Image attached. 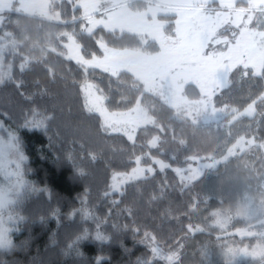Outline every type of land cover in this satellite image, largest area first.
<instances>
[{
    "label": "trees",
    "instance_id": "16d2710c",
    "mask_svg": "<svg viewBox=\"0 0 264 264\" xmlns=\"http://www.w3.org/2000/svg\"><path fill=\"white\" fill-rule=\"evenodd\" d=\"M49 1L59 21L0 14V39L5 38L8 64L22 83L19 90L7 79L0 83V120L18 136L28 159L26 187L13 206L22 219L12 246L0 249V264H164L141 242L145 232L165 252L178 251L179 264H264L261 259L234 263L225 249L232 243L264 242V210L257 207L264 203V71L234 70L214 98L227 114L196 123L143 90L134 74L112 75L66 56L68 37L79 42L85 59L101 54L100 44L155 54L160 49L156 41L101 27L85 32L82 8L74 7L77 0ZM136 5L144 3H130ZM173 25L168 28L172 35ZM88 81H94L109 110H131L140 101L153 123L141 127L134 140L108 132L100 115L85 108L81 88ZM252 102L254 116L233 119ZM31 109L36 112L30 118L52 117L48 129L23 125ZM155 137L158 145L152 148ZM241 137L259 144L257 150L250 145L189 187L171 169L155 168V174L125 186L122 195L111 192L114 174L130 171L136 156L143 165L158 157L174 167L191 155H225ZM193 197L199 200L195 211L189 207ZM189 224L203 231L189 233ZM247 227L259 235L241 239L231 234ZM177 241H183L180 249Z\"/></svg>",
    "mask_w": 264,
    "mask_h": 264
},
{
    "label": "rangeland",
    "instance_id": "374dc122",
    "mask_svg": "<svg viewBox=\"0 0 264 264\" xmlns=\"http://www.w3.org/2000/svg\"><path fill=\"white\" fill-rule=\"evenodd\" d=\"M133 1H140L144 5L132 7L130 3ZM74 7L82 8L85 32L91 33L101 27L111 32L136 34L156 41L160 49L155 54L147 55L137 49H119L100 44L102 53L85 59L79 42L68 37V58L86 68L100 69L112 75L123 71L134 74L143 90L159 96L177 109L181 116L193 122H215L227 114L224 106L217 107L214 104V98L230 83L234 70L254 69L257 74L264 71V0H77ZM5 12L49 21H59L61 18L49 0H0V14ZM171 16L174 17L172 21L163 18ZM171 23L174 24L173 35L168 33ZM4 40L0 39V55L7 66L9 49ZM83 87L88 89L104 127L105 124L110 125L105 127L108 132L123 134L134 140L141 127L154 121L140 101L131 110L115 112L105 106L94 81L85 82ZM255 114L256 105L252 102L244 110L235 113L233 119ZM0 125V147L4 150V156L0 159V203L3 204L0 207V222L7 230L4 241L0 242V249H9L13 234L19 230V220L22 219L20 212H16L13 206L26 187L24 169L28 159L18 136L6 127L3 120H0ZM152 142H155V147ZM157 145L158 138L155 137L150 146L156 148ZM250 145L257 150L259 144L250 138L241 137L225 155L216 158L205 155L189 157L198 158V168L200 164L218 162L213 168L202 167L200 179ZM261 146L264 150V145ZM189 157L174 167H188ZM149 166L159 170L156 165L141 164V167ZM131 170L118 173H130ZM150 175L148 173L146 177ZM135 181L122 183L121 191ZM113 182L112 177L110 186ZM111 192H114L112 188ZM257 207H260V202ZM84 214L86 219L90 218L86 211ZM222 225L226 224L223 222ZM231 234H238L241 239L259 235L253 227L240 228ZM225 249L231 256L236 253L232 257L234 263L245 259L259 260L260 257L240 254V249L249 252L264 250V242L232 243Z\"/></svg>",
    "mask_w": 264,
    "mask_h": 264
},
{
    "label": "snow or ice",
    "instance_id": "6c2138e0",
    "mask_svg": "<svg viewBox=\"0 0 264 264\" xmlns=\"http://www.w3.org/2000/svg\"><path fill=\"white\" fill-rule=\"evenodd\" d=\"M223 41H218V43H221ZM19 71L23 72L25 70V65L20 64ZM9 80L12 83L16 84L17 89L19 90L22 88V83L18 82L13 75V65L8 64L5 66L3 62V57L0 55V83L4 82L5 80ZM81 91L84 94V104L85 108L88 112H97L99 114V110L96 109L90 93L88 89L82 87ZM21 96H24V92H20ZM28 99H32L30 96L27 97ZM36 112V109H31L29 111V116L25 117L23 125L30 128H47L48 129V123L47 121H50L52 119L51 116H44L43 119L37 120L35 118H30L34 113ZM2 127V125H0ZM105 127H110V125L105 124ZM131 139V138H130ZM2 145V144H0ZM152 146L155 147V142H152ZM4 156V150L3 147H0V159H2ZM151 159V163L153 165H156L159 167L160 172H164L166 169H171L173 172L176 173L177 176L180 177V183L183 187H189L192 182L196 181L201 176V168L202 167H208L213 168L216 166V163L218 162H212L208 164H200V167H196V163L198 162L197 157H189L190 164L186 168L182 167H173L170 162L165 161L164 159H160L158 157H149ZM141 156H136L134 159V167H132V170L130 173H116L113 176V184L111 185V188L114 192H121V195L123 192L121 191L122 183H127L128 181L132 180H140L145 179L146 174L151 173L155 174V169L151 166L149 167H141ZM19 167V165L17 166ZM0 170H2V165H0ZM107 195V193H106ZM199 204V200L196 197H193V202L190 204V209L192 211H195L197 206ZM3 204L0 203V207H2ZM188 232H202L203 229L199 225H188ZM6 229L3 227V223L0 222V242L4 241ZM102 238V237H97ZM141 242H147L150 246L152 255L154 259H160L164 262V264H179L180 261V254L178 251L173 250L171 252H165L162 248H160L159 244L156 241V237L152 236L150 233L145 232L144 233V240ZM183 241H177L176 248L180 249ZM240 254H243L245 256L250 257H260L262 261H264V250L257 249L255 251L249 252L247 249H240ZM236 253H233V256H235Z\"/></svg>",
    "mask_w": 264,
    "mask_h": 264
},
{
    "label": "clouds",
    "instance_id": "9594fccd",
    "mask_svg": "<svg viewBox=\"0 0 264 264\" xmlns=\"http://www.w3.org/2000/svg\"><path fill=\"white\" fill-rule=\"evenodd\" d=\"M260 207L262 210H264V203H261ZM239 211L241 213H245L247 211V207L245 205H241V206H239Z\"/></svg>",
    "mask_w": 264,
    "mask_h": 264
}]
</instances>
